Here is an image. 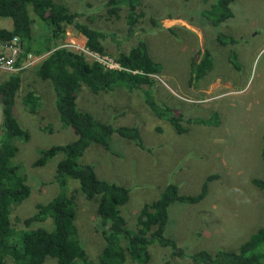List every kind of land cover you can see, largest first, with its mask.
Here are the masks:
<instances>
[{
    "label": "rangeland",
    "instance_id": "374dc122",
    "mask_svg": "<svg viewBox=\"0 0 264 264\" xmlns=\"http://www.w3.org/2000/svg\"><path fill=\"white\" fill-rule=\"evenodd\" d=\"M53 1L81 13L78 20L87 25L114 34L105 40L111 56L116 50L126 52L139 40L144 41L149 55L162 68L156 75L160 83L156 80L148 87L150 95L156 106L169 108L172 116L181 117L178 125L185 132L179 135L166 121L155 117L141 91L116 88L92 95L81 88L76 93L75 104L80 111L112 127L136 126L144 147H152L151 151H140L131 142L112 135L110 152L92 143L77 158L78 164L91 165L98 179L128 188V201L121 209L128 225H133L140 207L155 200L166 184L177 185L180 194L195 195L206 176H216L207 184L200 202H174L168 208L164 237L182 248L185 256L171 257L168 248L152 243L147 247L149 259L145 264H164L165 260L168 264H192L187 255L199 250L211 254L217 249L234 250L263 227L264 194L250 180L264 177L259 158L264 132V0H235L234 18L218 27H212L198 13L214 0L204 4L202 0H139L143 17L126 40L124 7H119L113 17L100 6L106 0ZM9 27L10 20L0 18V28ZM64 31L63 41L67 43L81 39L70 26ZM218 34L231 37L234 43L221 45L216 40ZM204 50L211 57L212 67L190 85L189 63L198 62ZM230 53L234 54L236 68L228 62ZM6 74L11 73L0 71V81ZM20 76L13 114L26 131L27 140H16L12 162L20 166L30 196L13 207L10 215L18 219L17 228L47 227L46 222L31 221L33 205L45 204L55 195V185L48 182L61 155L52 157L44 167L31 168L30 164L39 150L69 143L74 136L57 122L48 84L36 80L27 70ZM27 89L39 99L33 113L25 111L20 102ZM212 113L218 115L216 127L187 122L208 119ZM76 202L74 224L79 241L89 259L94 260L101 249V238L92 229L95 204L79 196ZM42 264L55 262L46 258ZM124 264L132 263L126 260Z\"/></svg>",
    "mask_w": 264,
    "mask_h": 264
},
{
    "label": "trees",
    "instance_id": "16d2710c",
    "mask_svg": "<svg viewBox=\"0 0 264 264\" xmlns=\"http://www.w3.org/2000/svg\"><path fill=\"white\" fill-rule=\"evenodd\" d=\"M205 1L202 0V4ZM234 1L214 0L198 12L199 16L212 27H218L234 18ZM139 5V0H106L100 3L107 15L113 17L117 16L119 7L125 8L124 40L131 36L134 25L143 17ZM79 17H82L81 13L70 11L59 1L0 0V18L10 20L8 29L0 28V44H6L13 38L20 43L14 66H19L27 54H46L33 66L6 74L0 81V264H42L46 258H52L55 264H124L126 260L132 264H145L149 259L147 247L152 243L168 248L171 257L181 259L185 256L182 248L164 237L168 208L174 202L197 204L206 195L207 184L216 176H206L195 195L180 194L177 185L166 184L155 200L140 207L133 218V225H128L121 213L128 201V188L98 179L93 167L78 164L77 158L92 143L109 151L108 141L112 135L131 142L140 151H151L152 147H144L138 127H112L90 113L80 111L75 104L76 93L81 88L92 95L108 93L116 88L127 92L141 91L145 104L155 117L166 121L176 134L180 135L185 130L178 125L181 117L172 116L169 108L156 106L150 95L148 87L154 81L147 75H159L162 68L149 55L147 44L139 40L126 52L116 50L111 56L107 53L105 40L114 34L89 26L78 20ZM149 20L154 22L153 18ZM66 26L85 38V47L113 58L121 70H104L95 62H86L82 54L60 47ZM216 40L221 45L234 43L231 37L221 34L216 36ZM114 44L118 46L119 41ZM227 59L236 68L234 54L230 53ZM211 67V57L204 50L198 62L189 63V84L201 80ZM25 70L36 80L48 84L57 122L60 127L69 128L74 136L69 143L39 150L37 158L30 164L31 168L44 167L52 157L61 155L48 182L55 185V195L45 204L33 205L31 221L46 222L47 227L28 229L17 228L18 219L10 215L13 207L30 196V188L21 175L20 166L12 162L17 152L16 140H27L26 131L19 126L13 114L14 102L20 91V74ZM38 100L28 89L20 96V102L28 113H33ZM210 115L208 119L196 118L187 122L206 127L218 126L217 113ZM259 156L264 167V132L260 136ZM250 184L264 194V177L253 178ZM77 196L95 204L96 221L92 229L101 238V249L94 260L89 259L81 246L74 224ZM187 256L192 264H264V226L249 234L234 250L217 249L212 254L199 250ZM164 264H168L166 260Z\"/></svg>",
    "mask_w": 264,
    "mask_h": 264
},
{
    "label": "built area",
    "instance_id": "2783aa9c",
    "mask_svg": "<svg viewBox=\"0 0 264 264\" xmlns=\"http://www.w3.org/2000/svg\"><path fill=\"white\" fill-rule=\"evenodd\" d=\"M85 42L78 44L76 40H69L67 43L65 40L62 41L60 47H65L67 49H73L74 52L80 53L83 55L84 60L88 63H97L104 70L110 71H119L121 67L119 64L111 57L107 55L98 54L84 45ZM20 49V43L16 38H13L10 42L6 44H0V71L6 73H17L18 71L33 66L35 63L39 62L42 59V55L36 56L27 54L26 57L21 61L19 66H14V59L16 57L17 52ZM153 81L158 80L156 75H147ZM158 80L157 82H159Z\"/></svg>",
    "mask_w": 264,
    "mask_h": 264
},
{
    "label": "crops",
    "instance_id": "0c3cea01",
    "mask_svg": "<svg viewBox=\"0 0 264 264\" xmlns=\"http://www.w3.org/2000/svg\"><path fill=\"white\" fill-rule=\"evenodd\" d=\"M76 41H78V44L81 45V43L85 42V39L81 36V39L80 40L76 39Z\"/></svg>",
    "mask_w": 264,
    "mask_h": 264
},
{
    "label": "clouds",
    "instance_id": "9594fccd",
    "mask_svg": "<svg viewBox=\"0 0 264 264\" xmlns=\"http://www.w3.org/2000/svg\"><path fill=\"white\" fill-rule=\"evenodd\" d=\"M84 38V37H83ZM85 39V38H84ZM155 82V81H154Z\"/></svg>",
    "mask_w": 264,
    "mask_h": 264
}]
</instances>
